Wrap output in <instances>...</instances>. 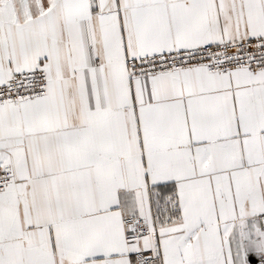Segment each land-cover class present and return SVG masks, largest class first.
<instances>
[{"label":"snow or ice","instance_id":"6c2138e0","mask_svg":"<svg viewBox=\"0 0 264 264\" xmlns=\"http://www.w3.org/2000/svg\"><path fill=\"white\" fill-rule=\"evenodd\" d=\"M0 264H264V0H0Z\"/></svg>","mask_w":264,"mask_h":264}]
</instances>
